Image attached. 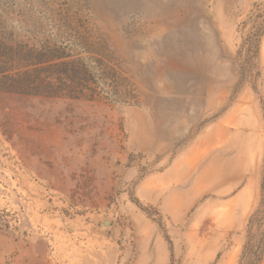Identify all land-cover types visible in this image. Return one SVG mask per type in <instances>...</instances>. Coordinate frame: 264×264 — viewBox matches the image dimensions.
Listing matches in <instances>:
<instances>
[{
  "label": "rangeland",
  "instance_id": "obj_1",
  "mask_svg": "<svg viewBox=\"0 0 264 264\" xmlns=\"http://www.w3.org/2000/svg\"><path fill=\"white\" fill-rule=\"evenodd\" d=\"M257 5L0 0L18 28L89 13L137 95L0 93V264H240L264 200V36L257 77L238 54Z\"/></svg>",
  "mask_w": 264,
  "mask_h": 264
},
{
  "label": "trees",
  "instance_id": "obj_2",
  "mask_svg": "<svg viewBox=\"0 0 264 264\" xmlns=\"http://www.w3.org/2000/svg\"><path fill=\"white\" fill-rule=\"evenodd\" d=\"M45 18L52 29L18 28L11 13H0V93L134 104L132 82L113 59L89 13L55 11ZM250 33L238 52L243 78L254 74L264 36V5L255 6ZM125 87L128 91L125 92ZM264 193V183H263ZM264 258V200L252 215L240 264H260Z\"/></svg>",
  "mask_w": 264,
  "mask_h": 264
}]
</instances>
